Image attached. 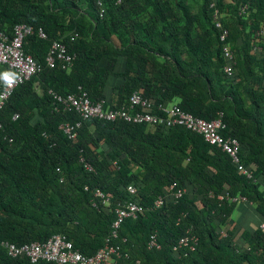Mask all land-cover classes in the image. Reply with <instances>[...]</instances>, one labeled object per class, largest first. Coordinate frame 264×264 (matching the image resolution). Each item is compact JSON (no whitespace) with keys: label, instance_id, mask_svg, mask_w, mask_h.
I'll use <instances>...</instances> for the list:
<instances>
[{"label":"trees","instance_id":"16d2710c","mask_svg":"<svg viewBox=\"0 0 264 264\" xmlns=\"http://www.w3.org/2000/svg\"><path fill=\"white\" fill-rule=\"evenodd\" d=\"M104 2L101 16L97 0H0L2 30L35 28L24 50L39 65L0 109V264H56L11 257L1 244L45 242L54 234L93 255L110 236L115 207L131 202L147 210L122 224L118 264H264V0H218L231 61L211 0ZM54 41L76 55L71 66L57 56L50 65ZM5 73L0 64V91ZM80 86L111 108L126 105L137 90L205 119L223 112L222 133L239 139L253 178L184 126L84 118L65 109L55 95L78 94ZM78 121L76 137L61 128ZM173 183L187 190L177 200ZM226 193L248 201L218 198ZM160 195L170 197L154 208ZM188 229L198 236L195 250L175 248ZM153 233L161 249H148Z\"/></svg>","mask_w":264,"mask_h":264},{"label":"built area","instance_id":"2783aa9c","mask_svg":"<svg viewBox=\"0 0 264 264\" xmlns=\"http://www.w3.org/2000/svg\"><path fill=\"white\" fill-rule=\"evenodd\" d=\"M121 1V0H118ZM218 0H211L210 6L214 8V21L216 26L221 29L220 39L223 42V54L228 60H233V51L227 38L229 31L223 26L220 18V9L217 7ZM99 13L102 16L105 13L104 0H97ZM244 6L242 10H245ZM35 28L27 23H18L14 26L13 34L0 28V64L6 65L10 73L2 75L1 79L4 82L3 89L0 91V109H2L7 100L13 94L15 88L20 84L31 79V77L39 70V65L32 55L27 54L24 50L25 38L32 34ZM264 37V30H262ZM39 36L47 38L46 31L38 28ZM78 33L72 35V40L76 39ZM56 56L63 59L67 66H71L76 57L75 54H69L66 44L54 41L50 52L48 53V61L51 66L56 63ZM233 64H227L225 71L231 75L233 73ZM78 94H69L64 97L55 95L56 98L64 105L65 109L72 110L73 108L81 113L84 118L96 117L105 120L123 119L125 121H133L136 123H148L152 125L184 126L196 133L201 134L204 139L212 144L217 145L224 152L228 153L232 160L238 164L239 170L248 178H253V170L245 167L241 162L240 157V141L233 136H224L222 131L226 128V123L223 120V112H220L214 119H205L194 115L190 111L184 110L177 104L167 105L157 102L154 99L145 97L140 91H135L130 96L129 102L121 108L106 107V100H93L88 92L81 86ZM18 114L14 116L16 119ZM81 121L77 123H64L61 128L70 137L77 136V128L80 127ZM83 160V159H82ZM87 168L92 170L93 167L86 164ZM88 189V187H86ZM169 189L173 192L174 199L181 198L186 192V188L178 187L176 183L170 185ZM132 192H135L134 187H130ZM227 194V195H226ZM218 195L220 200L227 199L230 202H247L248 198L244 195H230L228 193ZM104 205L110 203V198L106 197L103 191L96 190L95 193ZM213 193H211V196ZM168 196V195H167ZM167 196H159L154 202V208L161 207ZM170 197V196H168ZM147 210V207L131 202L128 204H118L115 207V218L111 224L110 236L106 243L95 254L86 255L79 249L74 248L71 241L65 235L54 234L45 242L33 241L31 243L17 244L9 240L2 241V246L7 249L11 257L27 256L32 262L39 260H48L56 264H118V259L122 257L121 245L115 242L120 239V229L124 221L128 218H136ZM264 230V221L260 224ZM187 230L186 234L180 238L175 248L184 247L195 250L193 241H198V236L193 235ZM122 240H127L122 238ZM148 249H161L162 244L158 240L156 233L151 234L148 242ZM139 263V262H138Z\"/></svg>","mask_w":264,"mask_h":264},{"label":"crops","instance_id":"0c3cea01","mask_svg":"<svg viewBox=\"0 0 264 264\" xmlns=\"http://www.w3.org/2000/svg\"><path fill=\"white\" fill-rule=\"evenodd\" d=\"M8 33H9V32H8ZM75 33H78V32H75ZM75 33H74V34H75ZM9 34H10V33H9ZM74 34H72V35H74ZM72 35H71V36H72ZM78 36H79V35H78ZM78 36H77V37H78ZM124 64H125V59H124V57L119 58L118 65H119V66H124Z\"/></svg>","mask_w":264,"mask_h":264},{"label":"clouds","instance_id":"9594fccd","mask_svg":"<svg viewBox=\"0 0 264 264\" xmlns=\"http://www.w3.org/2000/svg\"><path fill=\"white\" fill-rule=\"evenodd\" d=\"M206 141V140H205ZM207 142V141H206ZM248 168V167H247ZM250 169V168H249ZM252 170V169H251ZM254 173V172H253ZM245 175V174H244ZM238 195V194H237ZM242 195V194H241ZM234 203H240V204H243L244 202H234Z\"/></svg>","mask_w":264,"mask_h":264}]
</instances>
